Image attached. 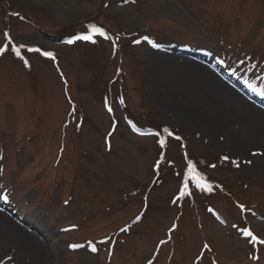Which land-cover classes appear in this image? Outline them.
Listing matches in <instances>:
<instances>
[{
    "label": "rangeland",
    "instance_id": "rangeland-1",
    "mask_svg": "<svg viewBox=\"0 0 264 264\" xmlns=\"http://www.w3.org/2000/svg\"><path fill=\"white\" fill-rule=\"evenodd\" d=\"M86 22L120 34L117 52L106 35L66 39ZM8 39L25 45L28 65ZM34 46L58 56L61 74ZM0 48V212L36 236L47 264H264V148H241L236 126L150 55L202 63L264 111V0H0ZM131 118L180 134L158 168L162 148ZM184 150L219 159L204 172L214 193L173 200ZM10 239L0 264H33Z\"/></svg>",
    "mask_w": 264,
    "mask_h": 264
},
{
    "label": "bare ground",
    "instance_id": "bare-ground-1",
    "mask_svg": "<svg viewBox=\"0 0 264 264\" xmlns=\"http://www.w3.org/2000/svg\"><path fill=\"white\" fill-rule=\"evenodd\" d=\"M150 55L160 65L168 82L186 89L205 112L236 126L238 131L232 132V136L241 148H246L250 139L264 148L263 110L245 100L202 63L163 52H150ZM255 163L260 164V159L255 158ZM0 227V252L9 248L8 242L12 238L16 247L19 246L15 253L18 260L47 264L45 251L36 236L26 232L3 212H0Z\"/></svg>",
    "mask_w": 264,
    "mask_h": 264
},
{
    "label": "trees",
    "instance_id": "trees-1",
    "mask_svg": "<svg viewBox=\"0 0 264 264\" xmlns=\"http://www.w3.org/2000/svg\"><path fill=\"white\" fill-rule=\"evenodd\" d=\"M11 12H13V11H10L9 13H11ZM15 13V12H14ZM92 25H94L93 23H90V22H86V26H85V28H86V30H88V31H91V29H92ZM80 31V30H79ZM63 37V36H62ZM120 37V34H114V38L116 39V40H118V38ZM120 39H121V37H120ZM119 39V40H120ZM21 44L20 43H16V44H14V45H12V47L10 48V49H13V51L16 53V48L17 47H19ZM23 50V52H22V50ZM20 49V54L19 55H17V53L15 54L16 55V57H18V59L20 60V61H22L25 65H28V61H29V59L27 58V56H26V54L24 53L25 51L24 50H26V49H24V48H21ZM117 52V50L114 52V53H116ZM55 55V57H56V59L58 58V56L56 55V54H54ZM41 58L42 59H44V60H49V61H51L50 60V58H47V57H45V56H41ZM119 72V74L121 73V70H119L118 71ZM114 81L113 80H111L110 81V83L112 84ZM152 128H156L159 132H162V133H164V129H168V128H161V127H153L152 126ZM169 130H171V129H169ZM175 131V130H174ZM177 132V131H176ZM165 151V149H163V151L160 153V155H159V159H157V161H156V163L155 164H153V167H157V165L158 164H160V161L162 160V158H163V152ZM188 161H189V166L191 167V166H195V169H196V171H197V173H202L201 175H203V177H205V176H207L205 173H206V171L208 170V169H214L212 166H214V165H216V163L218 162L219 163V159L218 160H211V159H202V160H196V159H194L192 156L190 157V155L188 156V159H187ZM188 161H187V163H188ZM154 172V174H153V177H152V180H151V183L152 182H154V180L156 179V177H158L159 176V172L160 171H153ZM205 172V173H204ZM208 177V176H207ZM206 178V177H205ZM209 178V177H208ZM196 194H199V195H202V194H204V195H208L207 194V192L206 191H201V190H197V193ZM186 198H189V197H186ZM145 202H147V201H145Z\"/></svg>",
    "mask_w": 264,
    "mask_h": 264
},
{
    "label": "snow or ice",
    "instance_id": "snow-or-ice-1",
    "mask_svg": "<svg viewBox=\"0 0 264 264\" xmlns=\"http://www.w3.org/2000/svg\"><path fill=\"white\" fill-rule=\"evenodd\" d=\"M91 27L93 28V30L95 32H98L100 35H104L105 34L104 33V30L102 28H97L95 25H92ZM75 39H77V40H84V41H91L93 39V37H92L91 34H84V35H80V36L75 37ZM143 39L147 40L148 37H144ZM71 42L72 41H69V43H71ZM139 42L140 41H135V43H139ZM5 47H9V46L6 45ZM24 47H25V45H20L19 47L16 48L17 55L20 54V49L21 48H24ZM4 50H5L4 48H0V52H3ZM28 51H37V52H39L40 49H38V48H28ZM43 54L45 56H52V53H50V52H44ZM164 131L167 132L168 129H164ZM169 135H171V133H169ZM163 143L164 142L161 141V144H163ZM224 159L227 160L229 158L227 156H225ZM248 163H251V161H248ZM189 171L194 173L195 172V166H191L189 168ZM192 178L197 181V184H196L197 187H199L201 189L207 188V190L211 191V186L210 185H207L206 183H201L200 182V181H202L204 179V177L201 174L197 173ZM187 194H189V192H188V184H187V182H185L184 187H183V190L181 191L180 195L181 196H184V195H187ZM240 207H241V209H244L245 206L244 205H240ZM244 234L247 235V236H249V237H251L253 240H256V237L252 236V233L250 231H248L247 229H245ZM259 242L262 243V244H264V240L259 241ZM72 247L73 248H77V247H80V245H72ZM92 251L95 252L96 251V248L93 247L92 248ZM149 264H151V261H149Z\"/></svg>",
    "mask_w": 264,
    "mask_h": 264
}]
</instances>
